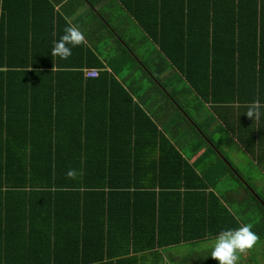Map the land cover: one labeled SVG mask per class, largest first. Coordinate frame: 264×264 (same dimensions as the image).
Wrapping results in <instances>:
<instances>
[{
  "label": "trees",
  "instance_id": "16d2710c",
  "mask_svg": "<svg viewBox=\"0 0 264 264\" xmlns=\"http://www.w3.org/2000/svg\"><path fill=\"white\" fill-rule=\"evenodd\" d=\"M19 1L28 5L26 19H16L18 29L26 31L24 42L11 35L8 17L2 15L0 228L4 241L14 236L16 245L10 246L16 255L26 254L25 264L62 260L58 245H43L54 235L43 236L40 222L41 214H56L65 194L76 198L78 208L65 211L79 213V223L97 211L105 219L98 245L71 248L67 264H136L131 253L161 243L214 239L220 228L243 223L252 225L258 245H264V0H116L122 21L142 34L129 30L127 37L107 15L90 11L96 19H86L96 28L90 36L107 37L115 49L111 44L108 58H102L84 40L66 60L51 57L50 49L70 25L54 15L49 0L37 5L0 0V10L13 16L22 10ZM37 26L49 27L39 42ZM136 41L145 55L136 53ZM36 46L46 55H35ZM10 49L16 57L9 56ZM23 49L31 56H19ZM153 54L162 68L151 67ZM104 63L111 68L108 74L98 73ZM117 64L131 65L123 88L114 79ZM93 68L96 78L85 77L84 70ZM110 97L135 98L138 104L128 106L126 119L101 122L96 129L82 110L81 116H67L66 128L57 120L61 99L79 101L83 109L89 107L84 99L99 103ZM174 105L176 114L168 123L167 110ZM40 111L44 118L38 119ZM110 126L115 129L105 136ZM72 131L79 132L72 136ZM37 142L44 144L41 149L34 148ZM233 147L244 155L248 175L228 157ZM69 169L76 171L74 178L66 176ZM146 175L150 182L138 184ZM221 183H237V193L239 188L247 193L248 186L255 194L235 202L243 207L239 211ZM207 186L214 191L206 193ZM221 186L225 191H219ZM165 197L171 198L170 206L162 204ZM167 209L176 210L180 223L175 237L165 241ZM21 241L24 245H17ZM147 242L151 245L137 247ZM7 250L8 245H0V264H6ZM254 252L253 247L249 253Z\"/></svg>",
  "mask_w": 264,
  "mask_h": 264
},
{
  "label": "crops",
  "instance_id": "0c3cea01",
  "mask_svg": "<svg viewBox=\"0 0 264 264\" xmlns=\"http://www.w3.org/2000/svg\"><path fill=\"white\" fill-rule=\"evenodd\" d=\"M10 1V0H9ZM31 1V0H30ZM50 3L53 5V12L54 15L57 16L58 18H62L67 24L70 26H78L80 30L85 34V43L89 42L90 47L93 49V51L98 55L99 57H106L108 58V52H110L111 44L114 48V42L106 38H97L96 36H90V33L95 31L96 28L92 27L91 24L87 23L86 19L91 18L94 16V14H91V12L96 13L99 12L101 15H107L111 20H113V27L120 31L123 35L127 36L129 35V30L132 34H135L138 36L139 34H142L139 30L135 31L133 27H131L129 24H127L125 21H122L120 15L122 14L123 10H120L119 8V3L116 0H49ZM11 2L17 3L16 0H11ZM20 3V4H19ZM34 3L37 5L40 3V0H34ZM18 8H21L20 12L14 14L13 16L6 12V11H1L0 10V41L1 38L4 36V31L1 29L4 27V20H2V15L5 14L7 15V19L9 20V23L11 24V35L14 36L16 39L21 40L24 42V39L26 38V31L24 28H19L17 27L16 19L17 16H24L25 19L27 17V12L26 9L28 8V5H26L25 1H19L18 2ZM14 4H12V9ZM17 8V9H18ZM117 17V18H116ZM114 18H116L114 20ZM96 19H93L95 21ZM124 22V23H123ZM95 26L99 29L98 25L95 24ZM17 27V28H14ZM49 28V27H48ZM48 28L40 30V27L37 26L35 29V36L36 39L35 41L39 42V39H43V37L46 36V32ZM21 29V30H20ZM22 29L24 31H22ZM28 33V30H27ZM3 34V35H2ZM62 34V33H61ZM31 36V34H29ZM144 36V34H143ZM98 37H100L98 35ZM30 38V37H29ZM89 38V39H86ZM87 41V42H86ZM92 41V42H90ZM134 47L136 49V53H141V55L144 54V48L142 44L136 43L134 44ZM19 48V47H18ZM38 48L36 50L37 56H44L45 51L41 50L42 48L40 46H36ZM115 49V48H114ZM118 54L120 53V50L116 48ZM13 51L12 49L9 50V56L11 57H16L17 52L15 51L14 54H10V52ZM19 52V51H18ZM30 52V51H29ZM26 53V49L22 50V53H18L19 56H23ZM74 54V52H73ZM72 54V55H73ZM147 54V53H146ZM31 56V54H25V56ZM148 55V54H147ZM151 58H148V60ZM161 59H156V57H152V61L154 63L151 64L152 68H162L160 64ZM131 68L130 66L122 67L121 65L117 64V68L115 70L118 71V75L114 76V79L118 82V85L123 88L122 84V78L124 75H127L129 73V69ZM94 70H98L97 68H93ZM111 68L104 66L102 69L98 70L99 72H106L107 74L110 73ZM127 73V74H126ZM96 78V77H95ZM109 79V77H107ZM85 103L84 104H89L88 106H82L81 107V102L79 101H73L70 99H61L59 103L57 102V108L56 112L58 113L57 120L59 122H66L65 127L67 126L68 122L67 116L69 115H76V116H81V110L82 113H84L85 116L89 114L90 116L88 117L90 122L92 124L91 127L93 129H96L99 126V123H112L114 120H123L126 119V114H128L129 108L128 106L131 103H136L137 99L132 98V101H130L127 98H120V97H110L107 99H104L102 102H88V100L84 99L83 100ZM150 103L156 104L158 102H153L151 101ZM175 105L174 108L169 106L167 112H168V123H171L172 121L170 120L171 118V113L174 115L176 114L175 110ZM142 110H144L143 107H141ZM45 111V109L43 108ZM153 110L155 111H160L161 108L159 105H153ZM86 112V113H85ZM40 111L39 114H37L35 117L38 119H41V117L44 118V115L42 116ZM75 118V120H79L78 117H71ZM74 120V119H72ZM109 124V125H110ZM88 125V127H90ZM114 126H110L107 131L105 136H108L110 134V130H114ZM103 129L102 131H105ZM79 131H72L70 135L75 136L74 134L78 133ZM121 133V129L117 130L116 136L118 137ZM175 133V132H174ZM47 134V132H46ZM104 135V134H103ZM95 136H97L95 134ZM44 144H38L35 143L34 148L41 149ZM224 149V147L222 148ZM234 149V147L232 148ZM226 150V148H225ZM97 150L93 149L94 154ZM231 154H230V153ZM228 155L230 154V157L233 159V162L236 164L237 168L243 172V174L248 175V165L247 162H245V157H243L241 160L237 157V154L241 155V152L237 149L227 151L226 152ZM197 157V156H196ZM196 157H193L190 161L193 162ZM244 160V163H241V161ZM256 176V174L254 173ZM122 180V179H120ZM150 178L146 175L145 178H143L140 183L137 182L138 184H148L150 182ZM224 182V181H223ZM244 183V182H243ZM260 183V182H258ZM245 184V183H244ZM221 185H225L224 183H221ZM246 185V184H245ZM219 186V185H218ZM225 186L226 189L230 190V192L227 193L228 195V200L232 202L233 205H236V201H248V193L249 194H255L248 186L247 187V193H245L244 190H241V188L238 189V193L234 191V188L237 187V183H228ZM219 191H225V187L221 186L218 187ZM146 189V188H144ZM208 191H214L213 187L210 188V186H207V189L205 192L207 193ZM61 201H59V204H57V210L56 214L54 213H43L41 214V222L40 225H42V235L47 236L49 232L53 235L51 238V242L48 243L47 241L43 242V245H58V250L61 254H59L58 258H61L62 260L59 261V264H67L69 262L70 258V253L73 254V252L70 250L71 248H76L78 249L79 245H85L87 249H90V246L94 247L95 245H98L97 240L100 238L101 233L103 232V223L105 219L103 218V212H94L92 215L89 216L86 222L79 223V213L78 215H75V213L71 211H65L69 210V207H77L78 206L75 204L76 198L74 195H62ZM93 197V196H92ZM92 197H88V202L89 199L93 200ZM148 197V196H146ZM221 200V199H220ZM171 198L165 197V201H163V205L165 206H170ZM101 203V201H100ZM95 206V205H94ZM100 208V207H99ZM236 209V208H235ZM63 210V211H60ZM168 212L165 215V220L163 222L165 223V229L163 228L162 232L165 233V237L163 240H169L170 238L175 237L176 235V230L177 227H179V219L177 216V212L172 211ZM246 211V210H245ZM244 211V212H245ZM243 212V214H244ZM54 220H52V219ZM52 221V222H51ZM171 221V223H170ZM164 226V224H161V226ZM117 229V227H115ZM162 228V227H161ZM1 228H0V245H8V250H7V259H6V264H25L29 261L26 260V254L23 253L20 250V253L16 255L15 252V247H12L10 245H16L13 242L14 236H12L10 239L6 238V241H4V236L1 237ZM41 235V236H42ZM54 238V239H53ZM213 244V239H208L200 242H194V243H188V242H181L180 244L177 245H165V244H159L163 245L161 247H155L153 249L149 250H143L140 253L137 252V254L131 253L130 256L135 255L133 257L136 258V264H215L214 261L211 260H205L202 257L207 256L209 254V250L211 248V245ZM17 245H24V242H18ZM25 245H31L29 243H25ZM112 245H120V243H115ZM121 245H126V243H121ZM151 245V243H142L141 245H137V247H143ZM262 248H260L261 252V257H264V245H261ZM126 246L124 247V249ZM255 251V248H254ZM17 256H21L20 259L17 258ZM33 257H30V263L33 261ZM253 255L249 253V251L243 255H241L240 260L238 261V264H251L253 260ZM134 262V261H133ZM128 264H134V263H128Z\"/></svg>",
  "mask_w": 264,
  "mask_h": 264
},
{
  "label": "clouds",
  "instance_id": "9594fccd",
  "mask_svg": "<svg viewBox=\"0 0 264 264\" xmlns=\"http://www.w3.org/2000/svg\"><path fill=\"white\" fill-rule=\"evenodd\" d=\"M84 40V33L78 26H67L62 29L59 38L52 42L50 56L66 60L72 56L73 49L82 45ZM255 114L259 115V113ZM246 115L252 118L254 112L249 111ZM76 175L73 169H69L66 173L68 178H74ZM259 243H261L259 237L249 223H243L238 227H223L216 232L209 254L202 258L214 261L215 264H238L241 255Z\"/></svg>",
  "mask_w": 264,
  "mask_h": 264
},
{
  "label": "rangeland",
  "instance_id": "374dc122",
  "mask_svg": "<svg viewBox=\"0 0 264 264\" xmlns=\"http://www.w3.org/2000/svg\"><path fill=\"white\" fill-rule=\"evenodd\" d=\"M228 157L230 158V156L228 155ZM237 157L239 158V160H241L243 157H244V155L243 154H237ZM233 160V159H232ZM236 165V164H235ZM263 199H264V197H263ZM235 207H236V209L237 210H242V206H240V205H234ZM256 228V227H255ZM254 228V229H255ZM214 240V239H213ZM212 246V245H211ZM256 247V250H255V252H254V254H255V256L253 257V260H252V262H254L255 261V263H253V264H264V257H261V256H259V255H261V250H260V248H262L261 247V245H257V246H254V248ZM252 262H251V264H252Z\"/></svg>",
  "mask_w": 264,
  "mask_h": 264
},
{
  "label": "built area",
  "instance_id": "2783aa9c",
  "mask_svg": "<svg viewBox=\"0 0 264 264\" xmlns=\"http://www.w3.org/2000/svg\"><path fill=\"white\" fill-rule=\"evenodd\" d=\"M85 73V77L89 78V77H95L96 76V71H91V70H84Z\"/></svg>",
  "mask_w": 264,
  "mask_h": 264
},
{
  "label": "bare ground",
  "instance_id": "6f19581e",
  "mask_svg": "<svg viewBox=\"0 0 264 264\" xmlns=\"http://www.w3.org/2000/svg\"><path fill=\"white\" fill-rule=\"evenodd\" d=\"M93 71H96V70H93ZM97 72V71H96Z\"/></svg>",
  "mask_w": 264,
  "mask_h": 264
}]
</instances>
